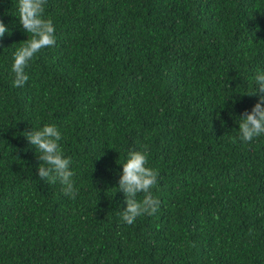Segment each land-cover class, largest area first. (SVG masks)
<instances>
[{
  "label": "trees",
  "instance_id": "obj_1",
  "mask_svg": "<svg viewBox=\"0 0 264 264\" xmlns=\"http://www.w3.org/2000/svg\"><path fill=\"white\" fill-rule=\"evenodd\" d=\"M17 5L0 0V264H264V134L238 129L259 99L264 0H47L56 43L22 87ZM46 124L75 199L38 175L24 133ZM145 144L160 207L129 225L118 181Z\"/></svg>",
  "mask_w": 264,
  "mask_h": 264
},
{
  "label": "clouds",
  "instance_id": "obj_2",
  "mask_svg": "<svg viewBox=\"0 0 264 264\" xmlns=\"http://www.w3.org/2000/svg\"><path fill=\"white\" fill-rule=\"evenodd\" d=\"M47 0H18V17L23 30L29 34L27 40L14 52L12 72L13 85L22 87L29 80L25 69L35 56L44 48L56 43L55 26L51 18H45ZM11 31L0 18V43L5 34ZM257 87L248 96L259 99L251 111L245 110L240 115L239 138L251 142L264 134V71L255 76ZM29 143L36 147L38 159V175L49 184L60 183L62 191L72 199L76 198L78 189L75 187V173L71 169L72 160L66 157L61 148L62 133L54 124H46L37 130L24 133ZM235 137L233 140L235 141ZM149 146L143 145L142 150L128 152L127 161L123 163L122 174L118 181V189L125 195L126 208L121 212L123 222L131 225L137 217L154 215L160 207V200L152 193L158 183L159 170L148 166ZM143 193V198L138 199Z\"/></svg>",
  "mask_w": 264,
  "mask_h": 264
}]
</instances>
